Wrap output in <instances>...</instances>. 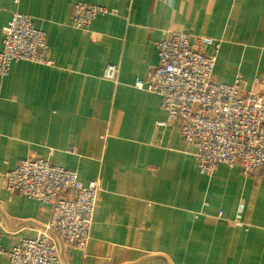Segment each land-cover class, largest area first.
<instances>
[{"label": "crops", "instance_id": "0c3cea01", "mask_svg": "<svg viewBox=\"0 0 264 264\" xmlns=\"http://www.w3.org/2000/svg\"><path fill=\"white\" fill-rule=\"evenodd\" d=\"M78 2L115 13L78 29ZM15 11L45 32L52 63L17 61L0 75L3 247L45 232L51 206L3 182L20 160L42 157L102 189L86 249L53 236L61 264H264L263 181L225 163L202 174L177 125H158L160 95L135 86L157 64V43L180 30L219 43L206 49L218 82L260 88L264 0H0V51Z\"/></svg>", "mask_w": 264, "mask_h": 264}, {"label": "built area", "instance_id": "2783aa9c", "mask_svg": "<svg viewBox=\"0 0 264 264\" xmlns=\"http://www.w3.org/2000/svg\"><path fill=\"white\" fill-rule=\"evenodd\" d=\"M111 13L115 11L105 6L78 2L72 24L85 29L98 16ZM212 45L219 43L209 36L169 31L157 43V64L135 86L160 95L167 120L158 125H177L185 142L196 149L202 174L212 175L225 163L264 183V83L246 90L241 77L231 84L218 82L215 55L206 50ZM17 61L52 63L45 32L35 26L31 16L19 11L3 28L0 75H7ZM117 74L118 67L108 65L104 76L116 80ZM3 182L9 193L51 206L50 220L39 236L24 237L4 248L0 233V255L11 264H61L53 236L67 247H88L102 191L98 179L84 184L75 170L41 157L20 160L5 173Z\"/></svg>", "mask_w": 264, "mask_h": 264}]
</instances>
